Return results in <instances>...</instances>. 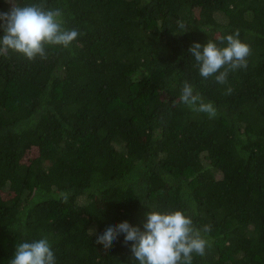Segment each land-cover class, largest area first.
<instances>
[{"label":"trees","instance_id":"trees-1","mask_svg":"<svg viewBox=\"0 0 264 264\" xmlns=\"http://www.w3.org/2000/svg\"><path fill=\"white\" fill-rule=\"evenodd\" d=\"M11 3L59 8L79 35L46 59L0 55V264L43 237L56 264H138L123 234L95 241L125 220L143 230L149 210L211 226L192 264H264V0H0V12ZM236 31L247 67L202 78L190 46ZM185 82L214 118L180 103Z\"/></svg>","mask_w":264,"mask_h":264},{"label":"clouds","instance_id":"clouds-1","mask_svg":"<svg viewBox=\"0 0 264 264\" xmlns=\"http://www.w3.org/2000/svg\"><path fill=\"white\" fill-rule=\"evenodd\" d=\"M11 2V0H10ZM12 4V3H11ZM187 25L178 21L177 33L187 31ZM0 55L10 50L23 55L28 60L47 58L45 46L69 48L78 37L75 29L64 27L61 9H48L43 4L16 6L12 4L8 12H0ZM223 47L208 40L201 45L194 42L189 52L195 58L199 74L207 79L214 77L218 84H226L230 71L247 67L250 47L239 39V32L218 37ZM228 87L226 94H231ZM180 103L193 112L205 113L209 118L216 116L212 102H206L195 92L191 83L185 82L179 96ZM67 200V195L63 197ZM211 231L210 225L203 229L194 227L190 216L181 210L169 212L148 211L143 222V230L128 221L108 225L97 235L96 244L110 248L120 234L123 242H131L130 251L138 264H192L193 253L203 256L209 241L204 234ZM10 264H56V256L47 237L22 242L15 247Z\"/></svg>","mask_w":264,"mask_h":264}]
</instances>
